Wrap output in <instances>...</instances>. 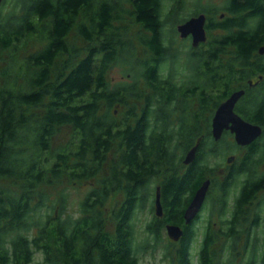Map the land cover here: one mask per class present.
<instances>
[{"label":"trees","instance_id":"1","mask_svg":"<svg viewBox=\"0 0 264 264\" xmlns=\"http://www.w3.org/2000/svg\"><path fill=\"white\" fill-rule=\"evenodd\" d=\"M184 2L175 0L170 15ZM200 2L188 18L205 13L209 38L189 59L204 82L190 86L161 74L177 56L164 36L163 0H15L11 17L0 11V264H33L37 251L42 264H139L132 219L148 185L162 179V203L179 211L183 195L213 173L218 147L243 149L225 141L230 132L220 140L211 132L215 109L242 88L235 111L263 133L231 168V180L217 185L227 194L234 176L256 177L240 204L264 188V172L254 175L256 166L249 167L257 154L264 161V0ZM127 16L146 31L139 36L149 52L143 59L122 25ZM32 40L37 49L20 61ZM121 58L134 67L138 61L137 79L111 86L108 73ZM194 96L195 109L187 107ZM117 107L125 109L123 118L114 114ZM197 140L195 161L183 165ZM66 183L90 186L76 218L64 215ZM159 228L149 225L154 233ZM194 237L187 226L177 264H192ZM214 242L208 233L200 264H214Z\"/></svg>","mask_w":264,"mask_h":264},{"label":"rangeland","instance_id":"2","mask_svg":"<svg viewBox=\"0 0 264 264\" xmlns=\"http://www.w3.org/2000/svg\"><path fill=\"white\" fill-rule=\"evenodd\" d=\"M200 1L202 6H209L212 4L220 5L222 0ZM14 2L15 0H8L7 3H3L2 0H0V11L6 18L11 17V12L14 9ZM198 2L199 0H186L181 9L174 11L175 13L173 12L170 15L175 0H163V16L165 17L163 18L166 22L164 36L167 43L170 45V53L172 54V52H174L177 56L174 57L175 62L169 59L165 61V65L162 64L161 74L165 78H170V81L178 86H190L194 80L199 83L204 82L203 76L194 75L193 66L189 59L190 51L195 48L192 45V39L182 38L177 30L180 21L185 18L188 19V17L194 12ZM20 10L21 9L18 6L16 11L19 12ZM122 25L127 27L128 34L132 37L131 42L133 45V54H136L140 59L148 56L149 52L147 53L146 48H144L139 42V36L146 34V31L142 26L135 23L130 16L125 18ZM208 38L209 34L207 32V40ZM71 40L72 42L77 43L78 46L83 45V40L80 37L72 35ZM35 49H37V43L35 40H32L28 42L25 49L19 51L17 58L22 61L26 55L33 52ZM121 59L125 60L124 58ZM137 68L138 61H136L135 67L132 66L130 60L119 61V63L114 64L108 73V80L110 81L111 86L134 82L137 79V75L135 74ZM169 73L171 76H169ZM141 85L143 86V83ZM198 105L199 100L194 96L193 101L191 100L187 107L193 106L195 109ZM124 111L125 109L123 107H117L114 110V114L117 115L118 118H123L125 116ZM175 114L176 113L174 112V115ZM177 123L178 121H175V125ZM65 138L66 136L63 135L58 141H62ZM228 140L232 143L235 142L234 135H228L225 141ZM245 148L246 147L244 146L243 149L235 148L233 145L230 146L226 143L217 148V154L210 161L211 166L214 167L213 173L210 177L212 176L214 179H217V184L223 183L229 174V171L232 170L231 167L236 166L238 168L240 166V159H242L246 152ZM178 154H181V150L178 151ZM229 157H233L231 162H228L227 160ZM255 158L256 161H252L249 167L252 168L256 166L257 170L253 168V174L261 176L264 172V161L261 158V154H257ZM179 166L181 167V164ZM247 175V173H242L236 176L235 181H233V186L229 189L227 202L225 206L221 208L220 212V205L222 203L220 202L216 205V202L222 201L220 200V186H216V182L213 185L214 187L212 188V191H215L218 196L216 194L217 197L214 199V194L212 199L210 197L206 199L204 204L205 207L201 212V216L194 224L193 229L195 230L196 235L192 241L190 250L192 264H199V252L201 251L205 234L207 233L215 236V242L210 246L211 252H215L216 254L214 264H261L262 256L264 254V190H262L253 201L245 207V213L238 218L237 223L231 224L228 221L232 218L231 215L234 207L233 202L237 190L240 185H242V181ZM250 177L252 178V176ZM159 180L160 179L155 178V180L148 185L146 191L148 195L144 197V201L136 210V214L132 219V228L134 231V254L138 257L139 264H177L178 260L177 250L179 247V241H175L168 235L165 225L160 226L156 233L149 230V225L153 223V219L156 216V193L157 188L160 187ZM61 187H65L69 194L64 215L76 218L80 214V204L90 190V186H87L86 183L76 185L66 183L60 186V188ZM60 188L54 189V193L58 190L60 191ZM218 197L220 199H218ZM113 204L114 200L110 202L111 206ZM42 263L43 255L41 252L37 251L34 255L33 264Z\"/></svg>","mask_w":264,"mask_h":264},{"label":"water","instance_id":"3","mask_svg":"<svg viewBox=\"0 0 264 264\" xmlns=\"http://www.w3.org/2000/svg\"><path fill=\"white\" fill-rule=\"evenodd\" d=\"M206 21V14L200 13L178 24L177 30L182 38L191 36L193 46L197 47L200 43L207 40ZM259 53L261 55L264 54V45L259 48ZM249 83L253 85L252 80ZM244 94L245 89L234 91L226 100L221 102L215 110V114L211 121V132L215 140H220L225 131H230L234 135V140L239 146H248L263 133L261 125L246 120L235 111L236 104ZM199 144L200 140H197V143L186 152L183 159L185 165L195 161ZM227 160L231 162L233 157H229ZM210 185L211 179L206 178L197 188L184 212L186 223L190 224L199 214L206 200ZM156 214L159 217L163 215L159 187L156 193ZM166 229L168 235L175 241H179L184 235L183 228L178 224H168Z\"/></svg>","mask_w":264,"mask_h":264},{"label":"flooded vegetation","instance_id":"4","mask_svg":"<svg viewBox=\"0 0 264 264\" xmlns=\"http://www.w3.org/2000/svg\"><path fill=\"white\" fill-rule=\"evenodd\" d=\"M206 23H207V21H206ZM187 38H191L192 39V37L191 36H188ZM202 43H204V42H202ZM201 44V43H200ZM200 44H199V46H200ZM193 45V44H192ZM199 46H197V47H195V46H193V47H195V48H193L191 51H190V53L192 52V51H194V50H198V47ZM197 48V49H196ZM183 84H185V83H183ZM243 89V88H242ZM240 90V89H239ZM217 109V108H216ZM215 109V110H216ZM214 114H215V111H214ZM214 116V115H213ZM213 116H212V118H213ZM243 147V146H242ZM244 147H246V146H244ZM184 164V163H183ZM236 167V166H235ZM231 168H233V167H231ZM184 173H185V170L184 169H180V170H178L177 171V174L179 175V176H181V179H182V176L184 175ZM232 173V170L231 171H229V174L227 175V177H226V179L228 178L229 180H231V178H229V176H230V174ZM210 179H211V184H212V188H213V185L215 184V180H217V179H214L212 176L210 177V175L208 176ZM159 179V178H158ZM235 179H236V176H234L233 178H232V184H231V186H233V184H234V182L233 181H235ZM251 179H253L254 180V178L252 177H250L249 175H247L246 177H245V179L242 181V185H240V187H239V189L237 190V193H236V195H235V198H234V207H233V212H232V215H231V220H228L231 224H234V223H237L238 222V218L240 217V216H242L243 215V213H245V207H247L251 202H248V201H243L242 202V204H240V201H241V199H243V195H244V191H245V189L248 187V186H250L251 184H250V180ZM161 180L162 179H160L159 180V188H160V195H161V188H162V182H161ZM225 181V180H224ZM223 181V182H224ZM214 182V183H213ZM218 182H216V184H217ZM216 186H218V185H216ZM220 187V190H221V194H220V198L218 197V199H220V200H222V201H219V202H216V205L218 204V203H222L221 205H220V210H219V212L221 211V208L223 207V206H225V204H226V202H227V199H228V195H229V189H230V187L231 186H229L228 187V192H227V194H224L223 193V190H222V188H221V185H219ZM211 187H209V190H208V193H207V196H206V199L208 198V197H210L211 199H212V196L214 197V199H216V197L218 196V194L215 192V191H212V188ZM196 190L197 189H195L193 192V194H191V192H186L184 195H183V198H182V200L184 201L183 203H184V209H181V210H179V211H172V209H169V206H168V208L164 205V203H162V198H161V204H162V208H163V215L161 216V217H159V216H157V214H156V216L154 217V219H153V223L152 224H157V225H160V226H163V225H165V227L168 225V224H178V225H180L182 228H183V230L185 231V229H186V227L187 226H192L193 228H194V224L199 220V218H200V216H201V212H202V210L204 209V204H205V202H204V204H203V206H202V208H201V210H200V212H199V214L196 216V218L190 223V224H188V223H186V221H185V218H184V212H185V209L187 208V206H188V204L190 203V201H191V199L193 198V196H194V194H195V192H196ZM262 190H264V188L263 189H261V191ZM261 191H259L256 195H258ZM216 194H217V196H216ZM206 201V200H205ZM241 205V207H239ZM222 213V212H221ZM195 235H196V233H195ZM207 235H208V233L207 234H205V238L207 237ZM231 236H233V235H231ZM205 238H204V240H205ZM212 238H215V236L214 235H212ZM264 255V254H263ZM199 258H200V254H199ZM199 264H200V261H199Z\"/></svg>","mask_w":264,"mask_h":264}]
</instances>
